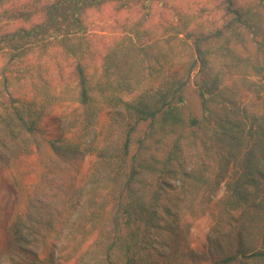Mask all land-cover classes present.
<instances>
[{"label": "trees", "instance_id": "trees-1", "mask_svg": "<svg viewBox=\"0 0 264 264\" xmlns=\"http://www.w3.org/2000/svg\"><path fill=\"white\" fill-rule=\"evenodd\" d=\"M9 1L21 3L0 4ZM42 1L27 3L44 20L5 38L10 58L0 68V161L23 148L39 149L44 112L56 103L76 104L80 118L71 138L46 143L62 162L95 158L89 183L110 198L113 210L104 225L114 230V239L105 261L93 264H155L154 236L175 234L167 221L168 197L175 191L170 181H189L192 159L200 165V178L214 162L224 172L237 167V178L226 183L229 210L250 213L264 224V0H211L209 9L172 11L173 21L152 27L138 19L104 48L99 72L89 68L94 50L87 11L108 2L120 9L134 0H47L40 11ZM22 4L19 15H30ZM33 48L39 53L35 60L29 57ZM177 64L181 74L172 70ZM232 77L256 95V111L241 106L235 83L225 85ZM190 79L198 116L188 113L184 96ZM102 111L107 119L99 125ZM141 125L146 134L135 139ZM46 215L43 204L31 199L15 237L36 234ZM261 229L260 246L253 247L245 242L249 225L241 226L233 254L215 263L264 264Z\"/></svg>", "mask_w": 264, "mask_h": 264}, {"label": "rangeland", "instance_id": "rangeland-1", "mask_svg": "<svg viewBox=\"0 0 264 264\" xmlns=\"http://www.w3.org/2000/svg\"><path fill=\"white\" fill-rule=\"evenodd\" d=\"M28 1L21 0V3L31 10L30 15H19V11H22L20 2L0 4V68L10 58L6 36L44 20V14ZM45 1L38 5L40 11L44 9ZM210 1L161 0L144 5L143 1L134 0L120 9L119 4L108 2L99 9L88 10L87 20L91 26L88 34L94 50L90 70L99 72L104 48L115 36L123 33L125 26L138 19H144L148 27L164 24L173 21L172 11L191 14L201 8L212 7ZM33 49L29 55L31 60L39 55L38 48ZM172 70L181 74V64ZM68 71L63 75L67 76ZM248 80L255 81L256 78ZM231 83L238 87L241 106L256 111L259 105L256 95L242 88L236 78H230L225 85ZM184 96L188 113L198 116L200 105L191 79ZM79 118L76 104L67 101L54 104L44 112L39 123L41 133L37 135V141L41 147L20 149L14 158L0 161V264H93L95 261H105L108 246L114 239V230L105 227L104 220L113 210V205L107 201L110 198L105 191L89 183L94 156L84 155L71 162H62L46 143L47 139L53 137L71 138ZM106 119V111H102L98 118L99 125ZM146 131V125L139 126L135 139L142 138ZM193 140L192 144L197 145L200 153L202 146L199 138L194 137ZM191 161L190 173L193 174L189 181H170L175 191L168 197L172 205V220L168 218L167 221L172 224L169 227L175 229V234L170 237L164 233L154 236L157 240L154 248L158 253L157 257H153L154 263L216 264L215 260L217 262L233 254L240 227L247 225L246 244L259 247L258 233L264 227L263 221L250 213L229 210L226 183L237 178L238 168L231 167L224 172L223 166L221 169L214 162L206 171L207 177L200 178L199 163L193 159ZM220 178L223 179L220 181ZM31 199L43 204V212H47L48 219L36 234L19 232L20 237L16 238L18 221L25 218ZM209 236L214 243L210 244ZM161 240L164 242L160 244ZM113 259L116 260L117 256H113Z\"/></svg>", "mask_w": 264, "mask_h": 264}]
</instances>
